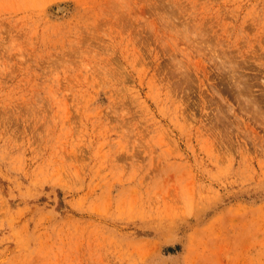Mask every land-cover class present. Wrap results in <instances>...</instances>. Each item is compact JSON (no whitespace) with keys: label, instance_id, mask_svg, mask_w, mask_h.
Returning <instances> with one entry per match:
<instances>
[{"label":"rangeland","instance_id":"374dc122","mask_svg":"<svg viewBox=\"0 0 264 264\" xmlns=\"http://www.w3.org/2000/svg\"><path fill=\"white\" fill-rule=\"evenodd\" d=\"M0 264H264V0H0Z\"/></svg>","mask_w":264,"mask_h":264}]
</instances>
